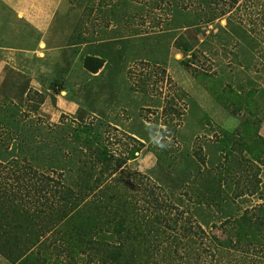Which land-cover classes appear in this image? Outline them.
<instances>
[{
  "label": "trees",
  "instance_id": "16d2710c",
  "mask_svg": "<svg viewBox=\"0 0 264 264\" xmlns=\"http://www.w3.org/2000/svg\"><path fill=\"white\" fill-rule=\"evenodd\" d=\"M227 1L157 0L152 7L163 12L168 32L173 27L185 32L178 36L176 48L195 59L203 51L194 47L193 37L219 40L224 18L256 38V30L245 22L253 13L247 10L248 0ZM102 2L105 34L109 18L116 23L131 18L130 0ZM258 13L264 27V10ZM80 30L76 44L87 41L82 37L85 29ZM100 67L95 58L86 59L88 71L97 73ZM255 96L256 92L238 94L239 100L255 101ZM263 116L264 110L248 108V117L236 131H223L224 138L214 148L222 149L226 159L211 151L210 155L212 166L225 167V173L195 167L197 162L186 152L180 160L172 159L169 143L160 140L155 145L159 167L183 176L182 184L172 189L160 184H104L123 171L127 158L112 153L102 118L6 126L15 132V144L7 154L1 151L5 140L0 141V163L18 168L24 162L20 179L39 185L38 195L31 198L34 207L17 205L11 195L1 193L0 254L12 264H264V184L248 175L255 173L257 178L264 171V138L259 135ZM139 151L133 150L130 159ZM237 174L244 184L229 182ZM191 176L195 184H189ZM260 190L262 203L253 205L250 197ZM222 228L231 237L229 246L217 235Z\"/></svg>",
  "mask_w": 264,
  "mask_h": 264
},
{
  "label": "rangeland",
  "instance_id": "374dc122",
  "mask_svg": "<svg viewBox=\"0 0 264 264\" xmlns=\"http://www.w3.org/2000/svg\"><path fill=\"white\" fill-rule=\"evenodd\" d=\"M130 1L131 18L120 23L109 18L105 34L102 0H64L47 30L43 50L49 51L48 59L46 54L27 53L20 60L10 58L8 64L0 60V141L6 144L2 152L9 154L15 144L11 137L16 134L6 126L21 123L25 128L35 121L57 125L61 120L82 122L94 116L107 123L106 140L115 157L127 158L123 171L104 184L180 186L182 175L158 165L155 145L162 139L169 143L172 159L178 161L186 152L189 160L197 162L195 167L225 173V167L212 166L210 151L226 159L219 152L222 149L214 148L224 138L223 131H236L248 117V108L264 110V27L258 15L264 0L246 3L253 13L244 20L256 30V38L224 18L219 22L224 30L219 40L193 37L194 47L203 51L195 59L177 50L175 42L185 32L176 27L168 32L163 12L152 7L157 0ZM81 28L87 41L76 44ZM111 30H117V35ZM163 31L167 36L161 37ZM134 35L133 43L127 41ZM88 57L101 65L97 73L85 68ZM251 92H256L255 101L239 100L238 94ZM259 135L264 138V116ZM136 148L140 151L130 159ZM233 155L241 157L238 152ZM0 164V195H11L17 205L34 207L31 198L38 195L39 184L34 187L30 180L20 179L25 163L18 168L9 162ZM248 175L264 184V171L257 178L255 173ZM237 176L229 182L244 184ZM190 181L195 184L193 176ZM260 192L250 197L253 205L262 203ZM217 235L229 246L224 228ZM0 264L12 263L0 254Z\"/></svg>",
  "mask_w": 264,
  "mask_h": 264
},
{
  "label": "crops",
  "instance_id": "0c3cea01",
  "mask_svg": "<svg viewBox=\"0 0 264 264\" xmlns=\"http://www.w3.org/2000/svg\"><path fill=\"white\" fill-rule=\"evenodd\" d=\"M64 0H0V60L42 53L46 34ZM48 53V54H47Z\"/></svg>",
  "mask_w": 264,
  "mask_h": 264
}]
</instances>
